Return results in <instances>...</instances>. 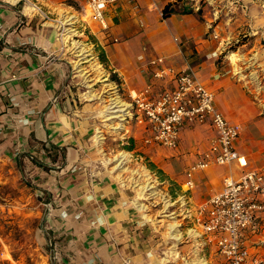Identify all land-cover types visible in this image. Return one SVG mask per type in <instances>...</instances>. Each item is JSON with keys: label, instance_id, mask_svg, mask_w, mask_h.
<instances>
[{"label": "crops", "instance_id": "crops-1", "mask_svg": "<svg viewBox=\"0 0 264 264\" xmlns=\"http://www.w3.org/2000/svg\"><path fill=\"white\" fill-rule=\"evenodd\" d=\"M185 1L126 0L110 8V35L121 42L106 47V53L128 94L143 91L148 75L163 68L188 72L215 93L216 108L227 120L242 126L235 142L237 159L196 174L192 190L185 188L187 173L217 137L211 123L185 126L177 149L145 146L144 153L166 176L162 183L176 185L181 206L196 214L222 191L226 178L236 181L264 169V30L256 27L252 41L225 54L239 39L242 22L264 16L259 9L264 2L203 0L207 3L199 12L197 3ZM223 1L234 9H219ZM15 3L0 0V167H19L52 198L47 229L66 240L58 247L60 264H174L184 259L181 252L198 257L210 242L192 240L174 261L162 256V235L146 226L147 215L134 204L129 184L123 185L124 179L99 154L97 136L103 130L98 106L75 92L70 47L59 29L66 13L84 8V0H58L52 6L53 22H43ZM168 3L175 9L166 18ZM176 38L186 41L185 51ZM176 83L171 75L154 80L152 97ZM259 225L257 232L246 233V245L264 256V213ZM145 227L157 233L146 236ZM155 236L161 238L158 249L151 243Z\"/></svg>", "mask_w": 264, "mask_h": 264}, {"label": "rangeland", "instance_id": "rangeland-1", "mask_svg": "<svg viewBox=\"0 0 264 264\" xmlns=\"http://www.w3.org/2000/svg\"><path fill=\"white\" fill-rule=\"evenodd\" d=\"M2 1L12 3L11 0ZM185 2L197 3L200 7L199 12L207 3L203 0H188ZM219 4L221 5L218 8L221 10L230 11L234 7V5L228 7L229 3L227 1ZM20 5L24 6V3L18 4V6ZM189 7H191L190 4ZM235 8L242 10L238 6ZM259 9L260 12L264 11V5ZM238 13H240V10L237 9L235 14ZM66 14L68 18L72 15L76 16L73 19L75 22L73 25L66 26L62 24V26L59 23L61 34L65 32L66 28L72 27L76 30L73 38L69 39L68 43L66 41L70 47V57L75 71L76 86L74 90L80 94L83 100L98 106L100 121L102 119V123L99 121V124L102 125L100 128L103 130V133L101 130L99 131V134L103 136L101 143L98 145L100 147L99 154L104 163H108L106 165L109 168H114L113 174L118 176L117 178L120 181L124 179L123 181L129 184L136 199L140 197L139 186L150 182L154 187L148 191V195H145L146 199L142 200V203L146 205V209L141 211L147 215L146 226L152 229L156 227L162 235V240L155 236L151 243L163 241L162 256L174 261L173 259L179 257L177 256L178 250L183 251L185 247L190 248L192 244L191 238L187 239V227L179 226L184 216L181 202L178 200L181 191L173 183H162V177L150 168V163L155 164V162L144 153L146 134L144 132H142L143 135L141 134V131H143L142 126L138 125L136 119L126 121L125 118L117 117L108 120L103 112L106 109L105 106L109 104V97L114 93H117L129 105L127 112L131 110L135 112L132 109L129 94L120 85V80L116 77L117 74L110 69L111 64L106 53V47L121 42V39L117 38L118 41L116 42V37L110 35V33H99L98 25L86 16L83 7L77 8L76 13L69 11ZM252 19V23L245 21L238 27L241 31L239 39L229 45L225 54L232 53L238 45L244 42L252 41L255 37L251 34L256 27L264 30V16L261 19L258 16L256 20L252 16ZM73 42L83 43L90 51V55L82 60L81 64L83 71L86 72L87 80L76 69L75 64L79 57L77 56L76 45ZM234 62H238V57H235ZM230 73L228 72L227 75ZM90 85L91 87H89ZM88 91L96 94V97L90 99ZM131 140H133L135 147L134 151L125 148L130 145ZM123 152L128 154L129 159L122 168H118L116 158ZM136 184H138L137 187ZM0 195V264H60L58 247L59 245L62 247L66 240L55 238L50 233L51 230L47 229L46 217L54 205L51 201L52 198L48 197L46 192L37 183H34L25 171H20L19 167L10 165L0 167ZM174 223L177 224V228L175 231H171L170 224ZM148 227L143 228L144 235L150 236L151 234V236H154L157 232L154 230V234ZM174 232L181 234V239L177 240L176 237H173L171 233ZM182 234L184 237H182ZM56 242H59V244L56 245ZM206 253L207 255H205ZM184 254V252H181L180 256L183 255L184 259L182 261H179V259L174 264H222L213 243H210V247H205L198 257H184ZM206 259L209 260V263H206Z\"/></svg>", "mask_w": 264, "mask_h": 264}, {"label": "built area", "instance_id": "built-area-1", "mask_svg": "<svg viewBox=\"0 0 264 264\" xmlns=\"http://www.w3.org/2000/svg\"><path fill=\"white\" fill-rule=\"evenodd\" d=\"M57 1L18 0L16 4L24 3L23 8L28 9L30 14L43 22H53L52 6ZM123 1L126 0H84V11L102 33H110L114 23L109 20L108 12ZM175 41L182 51L186 50V41L179 38ZM192 46L195 44L192 43ZM170 75L177 82L175 88L153 98L154 80ZM129 96L135 112L128 111L124 118L126 121L136 119L139 126L145 127L148 131L144 139L146 145L177 149L181 130L185 126L211 123L217 131L210 149L190 167L185 184L187 190L194 189L196 174H203L214 165L231 164L237 159L235 142L242 133V126L227 120L216 108L215 93L193 74L163 68L153 76L148 75L143 91L129 93ZM181 207L184 216L179 226L187 227V239L191 238V242L203 239L213 243L222 264H264V256L252 252L246 245V233L259 230V219L264 213V169L249 171L236 181L226 178L222 191L214 195L206 206L198 209L196 214L187 211L185 205ZM159 246L160 243H157L155 248ZM206 263L209 260L206 259Z\"/></svg>", "mask_w": 264, "mask_h": 264}, {"label": "bare ground", "instance_id": "bare-ground-1", "mask_svg": "<svg viewBox=\"0 0 264 264\" xmlns=\"http://www.w3.org/2000/svg\"><path fill=\"white\" fill-rule=\"evenodd\" d=\"M12 2H17L18 0H11ZM76 18V16L74 15L73 17H69V19H63V23L60 22V24H64V25H73L75 22L73 21V19ZM77 21V20H76ZM63 26V25H62ZM65 32L62 34V39L68 42L69 39L73 38V36L76 34V30L73 29L72 27L70 28H66L64 30ZM73 44L76 45V49H77V56L79 57V60L76 61V69H78V72L80 73L81 76H83L86 80H87V75L86 72L83 71L81 64H82V60H84L87 56L90 55V51L89 49L86 48L85 45H83V43H77V42H73ZM236 55L235 54H231V59L234 61ZM89 81V80H88ZM91 81V80H90ZM104 81V80H103ZM91 87V85L89 86ZM88 97L90 99L95 98L96 94H93L91 91H88ZM99 97V96H98ZM109 104L106 105V109L104 112V116L108 117V120L114 119V118H119L122 117L124 118L127 114V109L129 108V105L126 104L117 93H114L113 95H111L109 97ZM102 114V113H101ZM116 114V115H114ZM119 114V115H117ZM98 132V131H97ZM100 132H98V136H97V141L98 143H100L101 139L103 138V136L101 134H99ZM129 157L128 154L123 152L120 154L119 157L116 158L117 160V167L122 168L123 165L128 161ZM123 185H126L125 181H122ZM138 186V184H136V187ZM152 188H154L150 182H147L144 185L139 186L140 189V197H138L134 204L136 205V207L139 208V210H145L146 209V205L144 203H142V200L146 199L145 195H148V191H150ZM155 192V191H154ZM151 194V193H150ZM177 228V224H170V230L171 231H175ZM173 235V237H176L177 240L181 239V234L179 233H171ZM176 251V250H175ZM174 252V251H172ZM204 262V261H203Z\"/></svg>", "mask_w": 264, "mask_h": 264}, {"label": "trees", "instance_id": "trees-1", "mask_svg": "<svg viewBox=\"0 0 264 264\" xmlns=\"http://www.w3.org/2000/svg\"><path fill=\"white\" fill-rule=\"evenodd\" d=\"M175 9L174 7V3H168L164 9H163V14H164V17H169L170 16V13ZM106 61V60H105ZM126 149H128L129 151H134L135 150V147H134V144H133V140H131V143L130 145H128V147H125ZM150 168L152 170H154L155 172H157L161 177H162V180H165L166 179V176L164 174V172L160 169H158L156 167L155 164L153 163H150ZM1 196V195H0ZM1 200V199H0Z\"/></svg>", "mask_w": 264, "mask_h": 264}]
</instances>
